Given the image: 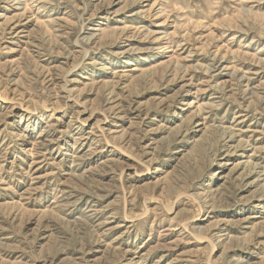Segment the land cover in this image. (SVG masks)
<instances>
[{
	"label": "rangeland",
	"instance_id": "obj_1",
	"mask_svg": "<svg viewBox=\"0 0 264 264\" xmlns=\"http://www.w3.org/2000/svg\"><path fill=\"white\" fill-rule=\"evenodd\" d=\"M0 264H264V0H0Z\"/></svg>",
	"mask_w": 264,
	"mask_h": 264
}]
</instances>
